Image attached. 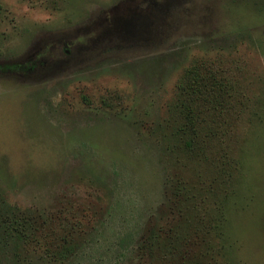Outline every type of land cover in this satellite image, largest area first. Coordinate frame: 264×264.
I'll return each instance as SVG.
<instances>
[{
	"label": "rangeland",
	"instance_id": "rangeland-1",
	"mask_svg": "<svg viewBox=\"0 0 264 264\" xmlns=\"http://www.w3.org/2000/svg\"><path fill=\"white\" fill-rule=\"evenodd\" d=\"M0 264H264V0H0Z\"/></svg>",
	"mask_w": 264,
	"mask_h": 264
},
{
	"label": "trees",
	"instance_id": "trees-1",
	"mask_svg": "<svg viewBox=\"0 0 264 264\" xmlns=\"http://www.w3.org/2000/svg\"><path fill=\"white\" fill-rule=\"evenodd\" d=\"M201 82L203 85H207L210 80L206 79L201 80V78L197 77L195 80L186 81L183 85V90L190 92L187 96L188 100L197 99L199 95L194 93V88L192 86L197 87V83ZM101 106L104 108H109V102L104 97H101ZM184 120L180 122V124L176 127H173L171 130V137L174 141H176V145L181 152L186 154H195L198 155L199 153V145L201 144V139L203 137L211 138L214 133L210 130L209 134L205 133L204 130L199 127L198 122L200 117L196 114L195 116L192 112L185 111L183 114ZM163 232V231H162ZM159 237V234L156 233V229L149 227L147 230V234L145 236V240L142 241V246L147 247L150 253L155 248V240Z\"/></svg>",
	"mask_w": 264,
	"mask_h": 264
}]
</instances>
